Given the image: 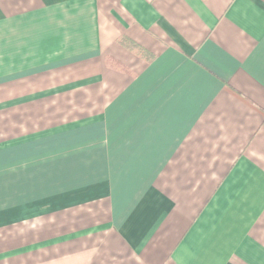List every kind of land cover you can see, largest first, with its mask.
Listing matches in <instances>:
<instances>
[{"label": "crops", "instance_id": "1", "mask_svg": "<svg viewBox=\"0 0 264 264\" xmlns=\"http://www.w3.org/2000/svg\"><path fill=\"white\" fill-rule=\"evenodd\" d=\"M0 264H264V0H0Z\"/></svg>", "mask_w": 264, "mask_h": 264}]
</instances>
